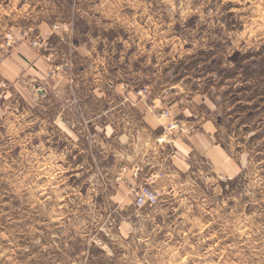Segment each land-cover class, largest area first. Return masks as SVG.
Instances as JSON below:
<instances>
[{"label": "rangeland", "instance_id": "obj_1", "mask_svg": "<svg viewBox=\"0 0 264 264\" xmlns=\"http://www.w3.org/2000/svg\"><path fill=\"white\" fill-rule=\"evenodd\" d=\"M0 264H264V0H0Z\"/></svg>", "mask_w": 264, "mask_h": 264}, {"label": "crops", "instance_id": "obj_2", "mask_svg": "<svg viewBox=\"0 0 264 264\" xmlns=\"http://www.w3.org/2000/svg\"><path fill=\"white\" fill-rule=\"evenodd\" d=\"M22 53L23 55L26 53V55H30L32 57L28 50L23 49ZM186 103L188 104L173 102L171 106H169L171 107L173 116L177 117L182 115L185 117V120L189 125H195L196 128H200L202 131L187 133L183 134L182 137H177V140L175 141L176 144L172 149L173 153L174 150L175 152L179 151L184 155L187 152L190 153L191 151H203L208 152L210 155L209 157H211L214 162L215 160H221L224 154L222 151L224 150L223 146L216 140V133L219 128L217 123L218 119H209L199 111L201 107L207 105L206 99L202 95L197 96L196 94H193L189 100L186 101ZM167 142L169 143V141Z\"/></svg>", "mask_w": 264, "mask_h": 264}, {"label": "built area", "instance_id": "obj_3", "mask_svg": "<svg viewBox=\"0 0 264 264\" xmlns=\"http://www.w3.org/2000/svg\"><path fill=\"white\" fill-rule=\"evenodd\" d=\"M156 201L157 196L155 192L147 186L140 188V190L137 192V206H143L146 203L154 204Z\"/></svg>", "mask_w": 264, "mask_h": 264}]
</instances>
